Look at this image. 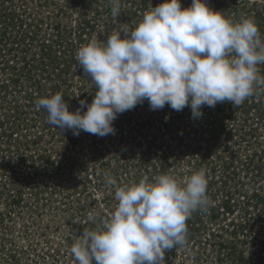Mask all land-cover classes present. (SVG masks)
<instances>
[{"label": "rangeland", "instance_id": "1", "mask_svg": "<svg viewBox=\"0 0 264 264\" xmlns=\"http://www.w3.org/2000/svg\"><path fill=\"white\" fill-rule=\"evenodd\" d=\"M159 3L120 0L113 18L109 0H0V264H76L74 239L95 227L88 213H99L98 223L118 204L106 173L123 185L200 169L208 207L186 221L187 245L166 250L165 264H264V89L240 106H202L198 118L190 107L152 110L145 100L118 114L115 134L104 137L60 130L19 100L30 87L36 100L61 92L69 111L90 103L95 87L77 49L134 27ZM207 3L227 18H252L264 38V3Z\"/></svg>", "mask_w": 264, "mask_h": 264}, {"label": "clouds", "instance_id": "2", "mask_svg": "<svg viewBox=\"0 0 264 264\" xmlns=\"http://www.w3.org/2000/svg\"><path fill=\"white\" fill-rule=\"evenodd\" d=\"M109 3L118 17L120 0ZM74 59L95 87L91 102L80 100V108L69 111L56 92L35 104L49 124L77 136L114 135L117 115L145 100L152 110L190 107L198 118L202 106H240L264 89L258 67L264 64V38L255 21L227 18L207 0H191L188 7L161 0L134 27L121 25L106 40L81 45ZM105 179L118 204L98 223L99 213H88L95 227L74 239L70 253L76 264H165L166 250L187 245L186 221L208 207L204 169L182 179L160 174L123 185L108 173Z\"/></svg>", "mask_w": 264, "mask_h": 264}, {"label": "built area", "instance_id": "3", "mask_svg": "<svg viewBox=\"0 0 264 264\" xmlns=\"http://www.w3.org/2000/svg\"><path fill=\"white\" fill-rule=\"evenodd\" d=\"M8 88H10V86H8ZM20 93H21L22 96H24V98H22V96L19 95V100L22 99L24 101L23 104H29V105L31 104L32 105V106H30V108L34 112H32L31 114H33L34 116H36L37 113H40L39 112V109H37L36 104H35L36 98H34L35 96H37V92L33 91V89H31L29 87V89H27V90H26V88H24V90H21ZM10 96L11 95H9V97ZM13 101H14L13 103H15V100H13ZM24 108L27 109V107H25V106H24ZM35 109H37V110H35ZM44 116H45V118L47 117V115H44ZM39 118L41 119V121H43V118L44 117L43 116L42 117L40 116ZM12 120L14 121V120H16V118H12ZM22 121H24V119H22ZM30 121H31V118H29L27 120V122H30Z\"/></svg>", "mask_w": 264, "mask_h": 264}, {"label": "trees", "instance_id": "4", "mask_svg": "<svg viewBox=\"0 0 264 264\" xmlns=\"http://www.w3.org/2000/svg\"><path fill=\"white\" fill-rule=\"evenodd\" d=\"M9 14H10V12H9V13H7L6 15H9ZM6 15H5V16H6ZM10 16H11V14H10ZM22 24H24V23L22 22ZM24 25H25V24H24ZM24 25H23V26H24Z\"/></svg>", "mask_w": 264, "mask_h": 264}]
</instances>
